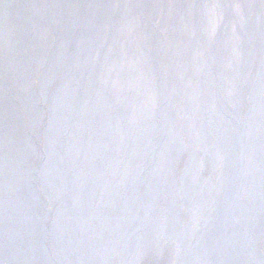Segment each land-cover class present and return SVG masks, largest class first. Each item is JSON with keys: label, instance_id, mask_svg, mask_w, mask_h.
<instances>
[{"label": "bare ground", "instance_id": "bare-ground-1", "mask_svg": "<svg viewBox=\"0 0 264 264\" xmlns=\"http://www.w3.org/2000/svg\"><path fill=\"white\" fill-rule=\"evenodd\" d=\"M263 46L264 0L0 1V112L3 109L6 113H0V120L12 124L14 133L25 141L21 145L22 181L41 194L39 198L32 197L31 189L20 183V187L0 200V264H138L149 249L156 247L162 251L167 244L183 248L187 257L171 264H264L254 253L255 247L264 245V228L260 224L254 246H245L243 256L236 261L227 256L217 262L198 259L196 253L201 254L203 248L195 246V252L186 237L197 235L202 216L203 229L206 224L218 228L230 207H255L257 219L263 216L264 136L251 132L247 115L242 112L251 111L255 127L259 126L260 115L258 108L252 109L255 103L251 97L238 95L234 88L236 82H250L251 74L264 72ZM86 47L103 56L99 61H91V70L99 80L111 82H95V92L102 87L104 91L110 90L111 107L116 113L111 126L117 127L123 136L111 139L114 134L108 130L106 120H90V128L99 129L98 138L92 143L78 139L77 143L89 146L92 157L79 159L75 169L65 168L60 175L55 173L47 179L58 167L46 175L40 172L42 150L47 153L44 145L46 141L51 144L52 139L48 128L53 123L57 127L56 114L64 101L63 95H52L61 82H54L51 75L61 76V70L58 67L54 71L51 61L54 54H75L81 59ZM114 64L118 66L112 72L110 66ZM125 70L133 71L137 82L143 75L146 80L154 76L157 82H170L177 87L178 94L173 100L157 99L160 91L151 82L144 90L146 99L126 106L131 81ZM206 72H211L219 82L210 93L201 88L202 80L207 81ZM63 83L68 87V82ZM190 90L195 94L199 91L197 102H206L204 105L218 120L201 126V132H181L182 126H177L172 139L159 144L165 147L164 157L168 155L167 149L176 150L181 163L187 158L184 148L193 152L200 163L197 172L201 177L186 173L183 191L171 169L165 186L170 200L152 198L139 187L150 182V171L143 168L157 160L162 148L152 144L146 134L139 135L131 151L142 155L150 147L148 154L143 153L150 159L143 160L141 165L133 161L131 166L149 174L133 178L121 174L126 163L114 165L111 154L126 151V124L133 117L143 119L147 107L179 119L187 117L192 101L191 96L187 97ZM212 94L216 97L207 101ZM225 116L227 124L220 120ZM76 128V136L82 138L86 121ZM212 128L219 131L211 132ZM203 138L216 140L199 142ZM226 153L232 154L235 162L219 185L215 177L223 166L229 165ZM194 164L187 163V168L194 169ZM205 169L212 172L206 179ZM45 181L44 190L41 183ZM195 184L196 192L201 185L204 192L200 199L196 194L190 207L193 197L186 196V192L194 189ZM52 189L60 195L55 197ZM69 194L68 200L60 197ZM144 195L154 209L140 206ZM136 210L149 214L137 215ZM129 228L133 230L127 238ZM224 228L220 224L218 231ZM88 230L94 235L105 234L94 238ZM139 231L143 232V240L136 237ZM8 233L14 234L6 236ZM72 235L78 237V245L65 243ZM129 243L136 251L129 248Z\"/></svg>", "mask_w": 264, "mask_h": 264}, {"label": "water", "instance_id": "water-1", "mask_svg": "<svg viewBox=\"0 0 264 264\" xmlns=\"http://www.w3.org/2000/svg\"><path fill=\"white\" fill-rule=\"evenodd\" d=\"M85 54L80 59L75 54L71 55H64L59 54L53 55V61H51V66H54L55 69L58 67L61 70V76L59 75H51L54 77V82H61L58 87L52 91V95L54 94L55 97H59V95H63V103L59 105V111L56 114V120L58 121L57 127L55 124L48 128V133L51 134V144L47 141L44 145L45 150L47 151L46 154L41 156L40 172L43 175L48 174L53 170L55 166H57V170L49 177H53L55 173L58 175L65 168L75 169V163L82 159L85 160L86 157H92V149L88 148L89 146L82 147L80 143H77L78 139H83V141H87L89 143L94 142L98 137H96L95 128H90L89 122L90 120L94 119H104L107 121V125L109 127V131L114 135L111 139H119L121 138L122 132L117 127L111 126V119H113L116 113L113 111L111 105L113 103L112 96L110 90H103V87L100 92H95V82H111V80H99L100 78L97 77L96 73L94 74L91 70V63L94 61H99L103 56L98 53H91L92 47H86ZM264 49V46L263 48ZM66 61L70 62V64H65ZM92 61V62H91ZM76 63V64H73ZM88 62H90L88 64ZM118 64L111 65V70L113 72L114 68L117 67ZM129 68H132L129 66ZM125 76L131 81L128 82L129 85V92L126 94L127 105L133 103H139L137 100H144L146 99L144 90L150 85L151 82H154V85L159 89V95L157 99H162L164 97L172 99L174 95L178 94V89L175 85H172L170 82H157L156 77L152 76L149 80H146L145 76L141 78L139 82L134 79L133 71L125 70ZM251 74V73H250ZM205 75L207 76V81L202 80L201 88H204L207 93H210V90L214 88L219 82L214 80V75L211 72H206ZM252 79L250 82H236L235 83V91L238 95H247L250 96L252 102L255 103L252 106V109H257L260 115V123L259 126L255 127L253 123V115L250 110L245 109L243 110L242 114L245 113L247 115V121L249 125H251V132L254 131L260 137L264 136V72H256L251 74ZM40 80L39 82H41ZM142 81V82H141ZM63 82H68V87L64 86ZM240 85L238 87L237 84ZM102 85V83H101ZM168 90V91H166ZM196 91L190 90L187 92V97L192 98V101L189 102L188 109L190 113L187 117H183L181 119L176 118L175 115H170L162 110L154 111L153 108L147 107L144 109L143 114L144 118L139 120L135 117L132 118L130 124H126V132H127V139L125 140L126 144H128L126 151L119 153L117 151H110L112 152V157L114 158V165H125L124 172L121 174H128V177H135L141 174H149V173H142L144 169L148 168L150 171L149 176H151L150 182L147 181V184L141 185L139 189L143 188L142 190L147 193L152 198H159L165 201L170 200V196L167 193L166 185L169 183L170 180V170L173 169L175 177L182 183L180 188L182 189L184 181H185V174H189L197 179L201 177L199 171L197 172V168L200 167V163L196 157V155L191 152L188 153L187 149L184 148L183 154L187 153L186 161L181 163L177 159L178 153L176 150H168L167 148V156L164 157L165 147L159 143L164 144V140L172 139L173 133L177 126H182L181 132H192V131H200V127L204 125L210 126L211 122L216 119L208 106L204 105V103L197 102V99L200 97L199 91L195 94ZM54 97V98H55ZM216 95L212 94L208 97V100L213 99ZM87 100L88 103H84ZM173 100V99H172ZM200 100V99H199ZM110 103V105H108ZM82 109L84 113L81 112ZM91 110H93L91 112ZM96 111V113H94ZM219 111H221L219 109ZM6 115L5 111L1 109V112ZM155 113L156 115H152ZM223 114L224 109H223ZM83 116V118H80ZM97 116V117H96ZM21 118L19 117V121ZM224 124L228 122V116H225L223 119H220ZM87 123V128L85 134L81 132L82 138L76 136L75 130L77 129V125L79 123ZM13 125L10 124L6 120H0V200L3 199L7 194L11 193L12 190H16V188L20 187V183L31 189L27 183H23L22 175L20 172V167L22 164L23 152L21 149L22 143L25 141H21L20 138L14 133ZM103 127V128H106ZM111 126V127H110ZM107 127V128H108ZM214 127V126H213ZM83 130V128H80ZM102 129V128H100ZM216 128H212L211 132H218ZM201 132V131H200ZM141 133L146 134L152 141V144L160 146L162 148V153L157 154L156 161L148 162L147 165L143 168V170H133L131 163L133 161L136 162L137 165H141L143 160H148L150 158H146L143 153L148 154L147 151L144 149L142 155H137L136 152L131 151L133 146L135 145L134 141H139V135ZM120 134V137L117 135ZM25 139V138H24ZM180 139L182 137L180 136ZM15 140L17 143H15ZM26 140V139H25ZM216 139H208L203 138L200 141H214ZM28 142V141H27ZM83 143V142H81ZM49 149L50 152L47 150ZM128 149V150H127ZM255 151L251 152L254 153ZM182 154V155H183ZM226 163H229L227 166H223L222 170H220L216 177L215 182H219V185L225 181L224 174L227 171L232 169V165L234 166L235 158L230 153H226ZM21 162V163H20ZM194 162L193 165L194 169L187 168V163ZM20 163V164H19ZM19 164V165H18ZM145 164V163H143ZM128 166V168H127ZM143 167V166H142ZM196 172V173H195ZM195 173L196 175H192ZM177 174V175H176ZM179 175V176H178ZM72 178V177H71ZM46 179V180H47ZM70 179V178H69ZM234 179V178H233ZM154 183V186L152 185ZM42 188L45 190L47 182H42ZM198 184V183H197ZM197 184L193 186L194 189H190L186 196L193 197L192 201L189 203V206L192 207L196 201V194H201L204 192V186L200 187V189L196 192ZM56 188V187H55ZM183 190V189H182ZM184 191V190H183ZM75 190L72 187V195L74 194ZM31 196L35 198H39V194L36 192V189H31ZM52 194L55 197H58L60 194H56V189H52ZM41 195V194H40ZM147 195H144L142 198L141 207L152 210L154 206L150 204V199ZM71 194L65 196H60L63 200H68ZM23 213V209L19 210ZM141 211V212H140ZM136 210L135 213L148 215L149 213L143 212V210ZM156 211L155 213H157ZM155 216V215H154ZM129 226V224L127 225ZM203 226H204V218L202 216V220L200 222V226L198 227L199 230L197 231L198 234V242H196V247L198 249H202L206 247V243L203 236ZM19 230V228H17ZM131 230L133 228L128 229V235L131 234ZM89 234H91L94 238H99L100 234L101 237H104L103 232L99 234H95L91 230H88ZM14 233H8L6 236H9ZM87 235V234H86ZM88 237H91L88 235ZM136 237L143 240V232L139 231L136 234ZM239 239L244 241V237L240 236ZM65 243H70L73 245H78V237L76 235H72L65 240ZM146 245H151L150 242H144ZM98 245V244H97ZM96 246V245H94ZM129 248L133 251H136L134 246L129 243ZM101 249V248H100ZM94 250V249H93ZM76 251V250H75ZM95 251V250H94ZM74 251H69L68 253H73ZM220 257V255L218 256Z\"/></svg>", "mask_w": 264, "mask_h": 264}, {"label": "flooded vegetation", "instance_id": "flooded-vegetation-1", "mask_svg": "<svg viewBox=\"0 0 264 264\" xmlns=\"http://www.w3.org/2000/svg\"><path fill=\"white\" fill-rule=\"evenodd\" d=\"M0 1L9 2L13 0ZM210 174H212V172L208 169L203 171V177L205 179ZM116 203L119 204L120 202ZM225 215L226 217L220 219L218 228L206 224V228L202 230L206 247L203 248L201 254L196 253L198 259L217 262L223 260L224 257L227 256L231 261H236L243 256L242 251L245 246H254L258 224L264 228V213L261 220H258L255 207H251L250 209L245 206L238 208L230 207ZM220 224L225 227L222 231H218L220 229ZM240 236L244 237V241L239 239ZM129 237L130 235H127V238ZM186 237L190 245L194 247L195 252H197L198 249L195 246L196 242H198V234H188ZM176 238L178 239L179 236ZM184 253L185 250L183 248H177L173 244H167L162 251H159L156 247L149 249L148 253L140 259L138 264H171L176 260L186 259L187 257L185 258ZM254 253L264 260V245H261L258 249L255 247ZM252 254L253 249H251L250 256H252ZM219 255L220 257H218ZM245 257L249 259L247 256Z\"/></svg>", "mask_w": 264, "mask_h": 264}]
</instances>
